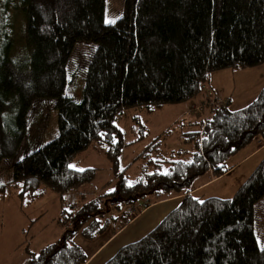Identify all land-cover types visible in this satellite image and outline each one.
I'll list each match as a JSON object with an SVG mask.
<instances>
[{
  "label": "trees",
  "instance_id": "obj_1",
  "mask_svg": "<svg viewBox=\"0 0 264 264\" xmlns=\"http://www.w3.org/2000/svg\"><path fill=\"white\" fill-rule=\"evenodd\" d=\"M12 1L23 15L26 56L21 63L10 57V25L1 18L0 170L3 160L10 165L7 175L0 173V198L10 191L29 203L49 190L62 204L60 223L68 224L54 243L26 251L22 264H85L75 236L93 241L131 222L130 209L136 216L143 203L177 196L178 204L152 229L102 264H264L254 233L264 209V156L228 199L196 197L192 185L208 172L212 179L224 175L223 162L254 139L264 144V86L241 109L229 110L226 99L205 118L178 121V128L186 127L180 139L191 147L188 159H148L155 138L140 155L150 172L132 182L119 169L128 145L115 126L132 108L150 114L195 100L214 72L264 64V0H124L111 24L103 20L105 0H2V9ZM79 43L94 48L74 101L66 65ZM36 99L52 101L56 132L17 160ZM138 128L142 138L145 129ZM90 147L108 162L114 188L88 200L77 195L62 209L66 195L94 179L95 169L69 167Z\"/></svg>",
  "mask_w": 264,
  "mask_h": 264
},
{
  "label": "rangeland",
  "instance_id": "obj_2",
  "mask_svg": "<svg viewBox=\"0 0 264 264\" xmlns=\"http://www.w3.org/2000/svg\"><path fill=\"white\" fill-rule=\"evenodd\" d=\"M123 1L105 0L103 19L105 24H111L118 19L122 11ZM1 3L2 0H0V20L2 18L5 21L7 20L6 24L9 23L13 40L10 57L14 62L21 63L26 56L23 42V15L15 2L12 1L6 6L5 10L2 9ZM93 48L92 43L76 44L66 65V75L70 79L67 94L74 101L80 99L86 62ZM263 86L264 64L254 68L223 69L209 76L208 83L204 87L205 91L202 89L200 95L193 101L163 106L150 114H146L144 109L140 107L125 111L122 117L115 122V126L122 133L123 144L128 145L121 149L119 169L125 170L128 182L139 178L142 172H150L151 169L145 168L147 159L141 158L140 155L144 148L153 142L155 138L158 141H155L154 151L150 153L148 159L159 162L187 160V153L191 151V147L181 142L180 133L186 127L178 128L176 125L178 121L183 120L185 124L190 120L192 122L195 114H199L195 116L205 118L211 109V107H207L206 101L208 99L209 101L214 100V105H224L227 99L229 110L241 109L253 100ZM191 104V108L193 105L197 106V112H188ZM202 104H204L203 107ZM140 124L145 129V135L142 138H140L141 132L138 128ZM55 132V111L53 110L52 101L49 99L34 100L27 116L24 140L17 152L16 159H20L25 154L48 142L55 135ZM258 141L257 138L254 139L238 152L229 156L223 162V166L228 168L243 159L257 145ZM263 156L264 150L251 159L242 160L226 174L213 179L209 183H205L211 178L209 172L198 176L193 180V187L205 184L195 190L194 196L218 199L230 198ZM9 165L10 161L3 160L0 173L7 175ZM69 167L75 170L91 168L95 169L96 172L90 184L75 190L73 194L66 195L67 202L62 206V209H67L68 202L75 201L77 195H83L85 200H88L97 195L110 192L114 188L115 178L110 171L109 164L94 147L75 155L69 163ZM173 198L174 200L161 206L149 207L136 217L135 214L138 211L130 209L128 215L133 214L134 219L109 241H112V243L102 251L93 264H100V262L111 256L117 248L137 240L152 229L167 212L178 204L180 196ZM79 204L80 201L75 203L76 206ZM145 204L139 205L138 210H143ZM60 205L62 204L59 202L58 195L49 190H45L39 198L29 203L18 199L12 192L6 191L5 195L0 198V264H22L26 251L36 253L42 247L54 243L68 227V224L59 221L61 218ZM157 209L160 211L159 214L152 220L150 218L146 221L150 213ZM122 211H127V208H122ZM256 217L255 238L257 246L263 247L264 209ZM115 230H118V226H113L102 236L90 242L75 236L73 243L86 255L92 246L94 248L100 245Z\"/></svg>",
  "mask_w": 264,
  "mask_h": 264
},
{
  "label": "crops",
  "instance_id": "obj_3",
  "mask_svg": "<svg viewBox=\"0 0 264 264\" xmlns=\"http://www.w3.org/2000/svg\"><path fill=\"white\" fill-rule=\"evenodd\" d=\"M204 91H205V88L203 89ZM204 113H207V112H204ZM262 150H264V144L262 143V142H260V141H258L257 142V145L243 158V159H241L240 161H238L237 163H235V164H233V165H231L230 167H228L229 168V170H231L233 167H235L236 165H238L242 160H245V159H247V158H253V157H255L257 154H259ZM228 170V171H229ZM227 171V172H228ZM226 172V173H227ZM225 173V174H226ZM213 179L212 178H210L208 181H206L205 183H209V182H211ZM204 183V184H205ZM204 184H201V185H199V186H196L197 187V189L199 188V187H201L202 185H204ZM171 200H174V198H170V199H167V200H163V201H159V202H156V203H154V204H151V205H149V206H145L144 208H143V210H141L136 216H138L140 213H142L144 210H147L149 207H151V206H161V205H163V204H165V203H167V202H170ZM159 212L160 211H158V209L157 210H155V211H152L151 213H150V216L146 219V221H148L150 218V220H152L156 215H158L159 214ZM135 216V217H136ZM134 219V218H133ZM132 219V220H133ZM130 223V222H129ZM144 223V222H143ZM123 229V227H121L120 229H118L117 231L115 230V232L109 237V238H105L104 239V241L100 244V245H98L97 247H94L93 248V246L90 248V251L88 252V254H86V257H87V261H86V263L85 264H93L94 263V261L98 258V256H100V254L102 253V251L103 250H105L111 243H112V241L111 242H109L112 238H114V236H116V234H118V232L120 231V230H122ZM102 236V235H101ZM94 241V240H93ZM109 242V243H108ZM125 245V244H124ZM118 249V248H117ZM116 249V250H117ZM115 250V251H116ZM114 251V252H115ZM113 252V253H114ZM112 256V255H111ZM111 256H109L108 258H110ZM107 258V259H108ZM106 259V260H107ZM105 260V261H106ZM105 261H103V262H100V264H102V263H104Z\"/></svg>",
  "mask_w": 264,
  "mask_h": 264
},
{
  "label": "built area",
  "instance_id": "obj_4",
  "mask_svg": "<svg viewBox=\"0 0 264 264\" xmlns=\"http://www.w3.org/2000/svg\"><path fill=\"white\" fill-rule=\"evenodd\" d=\"M205 101H206V100H205ZM205 101H204V102H205ZM206 102H207V107H212V106L215 104L214 100H210V101H209V99H208ZM217 104H218V103H217ZM203 105H204V104H202V107H203ZM191 106H192V104H191L190 107L188 108V109H190V110H188V112H189V111H195V112H197V110H196V109H197V106H194V105H193L192 108H191ZM219 106H222V105H219ZM191 109H192V110H191ZM195 115H199V114H195Z\"/></svg>",
  "mask_w": 264,
  "mask_h": 264
}]
</instances>
